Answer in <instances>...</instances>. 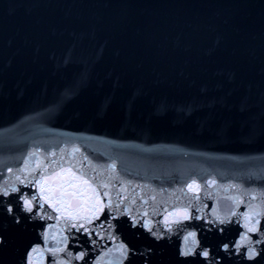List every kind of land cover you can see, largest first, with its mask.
<instances>
[{
    "label": "water",
    "instance_id": "obj_1",
    "mask_svg": "<svg viewBox=\"0 0 264 264\" xmlns=\"http://www.w3.org/2000/svg\"><path fill=\"white\" fill-rule=\"evenodd\" d=\"M12 186L0 264H264V0H0Z\"/></svg>",
    "mask_w": 264,
    "mask_h": 264
},
{
    "label": "snow or ice",
    "instance_id": "obj_2",
    "mask_svg": "<svg viewBox=\"0 0 264 264\" xmlns=\"http://www.w3.org/2000/svg\"><path fill=\"white\" fill-rule=\"evenodd\" d=\"M114 167V165L112 166ZM42 175V174H41ZM21 183H23V181H21ZM31 183V182H30ZM37 184L39 183V181L36 182ZM84 183H87V181H84ZM214 183V181H213ZM100 187L102 188H107L108 185L107 184H101ZM191 187V186H189ZM10 192H17L20 193L19 199L23 200V210L27 211L29 213L33 212V201H36L37 205L39 206L40 209L44 208V205L42 203H39V198L37 195H32L31 199L28 198V194L26 193H22L20 192V189L12 186L11 188L9 187H0V193H2L3 196H8L10 194ZM103 196L107 197L108 196V192L105 191L103 192ZM11 201L8 202H4V201H0V204H3V211L7 214H11L13 216V219L16 222L20 221V217L18 215L15 214L14 209L12 207H8L7 204H10ZM259 215V214H257ZM187 218V216L185 217ZM225 220H220V223H225ZM259 220L255 221V224L252 226H249L248 223H245L244 227H245V231L244 233L241 235L240 237V241L237 242L234 247L236 249L237 252L240 251V249L243 247L244 248V255L246 257V259L248 260H255V258L261 254V252H264V249H260L259 251L257 250V247L253 246V245H260V244H264V233H261V237L259 239H256L255 241L252 240V237L250 236V233H260V227H259ZM195 233H189V236L191 237H195ZM188 237H185V240H187ZM195 240H193V244L195 245ZM121 250H124V246L121 245ZM224 249L227 250L228 249V244H224L223 245ZM33 252H36L37 249H33ZM56 251V250H54ZM60 251H62V249H60ZM193 249L192 248H188L185 252H183V255H189L192 254ZM200 254L207 258L209 257L210 253L207 249H201ZM83 257V253H81V256L78 258H82ZM28 264H31V260L29 259Z\"/></svg>",
    "mask_w": 264,
    "mask_h": 264
}]
</instances>
